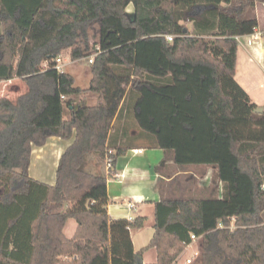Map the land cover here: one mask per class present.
I'll use <instances>...</instances> for the list:
<instances>
[{"label":"trees","instance_id":"16d2710c","mask_svg":"<svg viewBox=\"0 0 264 264\" xmlns=\"http://www.w3.org/2000/svg\"><path fill=\"white\" fill-rule=\"evenodd\" d=\"M256 2L264 0H0V82L26 85L14 100L0 97V264H173L192 234L196 264H264V107L255 113L234 78L236 38L256 28ZM65 50L73 61L95 52L87 88L53 68ZM52 136L73 140L48 184L29 166L32 147ZM138 143L160 147L177 169L214 170L207 196L154 202L152 236L135 251L130 231L146 217L108 215V177L89 171L87 156L110 159L112 175ZM150 248L156 260L143 262Z\"/></svg>","mask_w":264,"mask_h":264},{"label":"crops","instance_id":"0c3cea01","mask_svg":"<svg viewBox=\"0 0 264 264\" xmlns=\"http://www.w3.org/2000/svg\"><path fill=\"white\" fill-rule=\"evenodd\" d=\"M254 13L257 19V26L253 33L236 38L238 44L234 78L247 92L256 106L264 107V3L256 2ZM248 41H251V43L249 44ZM45 65L43 63V66ZM74 78L76 80L75 76ZM90 79L91 74L88 84ZM2 96L5 97L4 95H0V97ZM79 98L87 105H93L96 102V95L92 93H85ZM65 99H68V97H65ZM68 110L69 108H66V105L63 104L62 112L64 118H68ZM126 127L124 120H119L116 125L118 135L123 133ZM134 130L135 128L132 127L130 133H133ZM114 135H116V132ZM119 139L120 137L116 141L117 144H120ZM72 140L73 137L62 139L52 136L47 139L44 145L33 146L29 166L30 176L42 182L53 184L59 158ZM87 169L91 172H101L108 177L106 182V208L108 215L112 219H127L128 216H133L134 218L136 216L148 217V215L152 214L153 224L154 202L158 201L160 197L166 196L167 193L171 194L176 191V187L178 186L174 185L172 181L176 174L181 172V169L176 168L172 159L164 158V152L160 147L144 143L130 145L120 154L112 166V175L109 173L105 161L100 162L94 154L87 156ZM213 170V166L205 167L204 173L200 177H203L207 183L211 182ZM189 172L194 177L198 174L193 169H190ZM159 183H163V185L160 186ZM179 188L181 187L179 186ZM215 189V195L220 196L221 183L218 180L215 184ZM67 205L70 206L69 204ZM65 236L67 238L72 237H68L66 234ZM130 236L135 251L143 247L136 249L132 231H130ZM147 250L142 254V261L146 263L154 262L156 260V251L155 255L149 254L146 257L144 253ZM179 257L180 255L173 264H179ZM188 257L191 256H187L185 260ZM185 264L187 263L185 262Z\"/></svg>","mask_w":264,"mask_h":264},{"label":"rangeland","instance_id":"374dc122","mask_svg":"<svg viewBox=\"0 0 264 264\" xmlns=\"http://www.w3.org/2000/svg\"><path fill=\"white\" fill-rule=\"evenodd\" d=\"M126 11L128 13L133 12V6L129 4L126 8ZM92 32L93 34L97 33V28L95 25H92ZM211 39V38H210ZM60 63H63L62 66V71H67L72 73L75 77V85L79 87H87L88 85V79L90 77V66L88 64V61L83 59V60H70L68 56V51L65 50L60 54ZM67 62V64H66ZM26 90V85L24 82L19 79V78H13L11 80L7 81H2L0 82V95H4L5 97H8L11 100H14V98L19 94L22 93ZM73 97V96H72ZM40 117L36 118L35 122L38 123L40 121ZM130 124L132 126H135V123L133 121H130ZM135 128V127H134ZM136 131L134 130V133ZM189 170L185 171L181 169V172L176 174L175 178L173 179L172 183L178 187H176L175 194L173 195H178V194H185V195H191L195 197H204L208 195V191L212 188L211 185L212 183L205 181V179L199 176H192ZM200 177V179H199ZM163 185V183H162ZM179 186L181 188H179ZM168 195V193H167ZM7 211V210H5ZM8 216V212H4L0 216V222H3V219ZM148 215V214H147ZM264 216V212H263ZM75 220L73 218H69L65 225H64V233L68 236L71 237L75 228ZM153 216L148 215L146 217L145 222L143 226L139 229H133L132 234L134 238V243L136 246V249L144 246L147 244L149 239L152 236L153 233ZM199 251V243L198 241H193L188 246L185 248L183 252H181L178 263L179 264H185V258L187 256H192L194 252ZM149 254H154L155 255V250L153 248H150L147 250L146 253H144V256H148ZM190 264H196L192 261Z\"/></svg>","mask_w":264,"mask_h":264},{"label":"built area","instance_id":"2783aa9c","mask_svg":"<svg viewBox=\"0 0 264 264\" xmlns=\"http://www.w3.org/2000/svg\"><path fill=\"white\" fill-rule=\"evenodd\" d=\"M166 38H167L168 41H171V40H172V36H171V35H168ZM248 43L250 44L251 41H248ZM96 49H98V47H96ZM94 55H95V52H93V53L88 57V61H89V62L92 61ZM60 62H61V61H60V55H59V56L55 59V65L53 66V68L56 69L58 72H59V71H62L63 63H60ZM44 67H46V65H45ZM61 99H65V97H64V96H61ZM139 151H140V150H139ZM110 162H111V160L108 159V158L105 160V163H106V165H107V168L109 167ZM130 206H131V205H130ZM133 219H134L133 216H128V217H127V220H133ZM190 240H191V242H193V241H198V240H199V237H196L195 235L192 234V235L190 236ZM198 252H199V251H198ZM198 252L195 251L191 257H188V258L185 260V262H186L187 264L192 263V261L194 260V258H195V256L197 255Z\"/></svg>","mask_w":264,"mask_h":264},{"label":"water","instance_id":"95a60500","mask_svg":"<svg viewBox=\"0 0 264 264\" xmlns=\"http://www.w3.org/2000/svg\"><path fill=\"white\" fill-rule=\"evenodd\" d=\"M253 111L255 113H261L263 111V107L262 106H257Z\"/></svg>","mask_w":264,"mask_h":264}]
</instances>
